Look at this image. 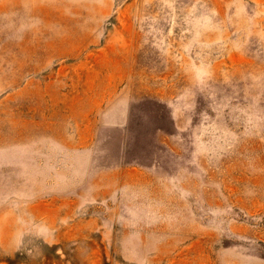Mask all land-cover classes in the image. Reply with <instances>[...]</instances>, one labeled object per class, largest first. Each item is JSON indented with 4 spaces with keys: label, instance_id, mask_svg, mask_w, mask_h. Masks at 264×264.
<instances>
[{
    "label": "rangeland",
    "instance_id": "1",
    "mask_svg": "<svg viewBox=\"0 0 264 264\" xmlns=\"http://www.w3.org/2000/svg\"><path fill=\"white\" fill-rule=\"evenodd\" d=\"M0 264H264V0H0Z\"/></svg>",
    "mask_w": 264,
    "mask_h": 264
}]
</instances>
